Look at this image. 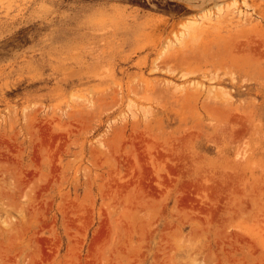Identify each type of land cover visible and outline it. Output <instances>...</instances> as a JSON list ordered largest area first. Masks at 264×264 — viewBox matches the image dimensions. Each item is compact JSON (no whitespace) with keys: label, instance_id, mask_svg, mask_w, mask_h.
<instances>
[{"label":"rangeland","instance_id":"rangeland-1","mask_svg":"<svg viewBox=\"0 0 264 264\" xmlns=\"http://www.w3.org/2000/svg\"><path fill=\"white\" fill-rule=\"evenodd\" d=\"M0 264H264V0H0Z\"/></svg>","mask_w":264,"mask_h":264}]
</instances>
